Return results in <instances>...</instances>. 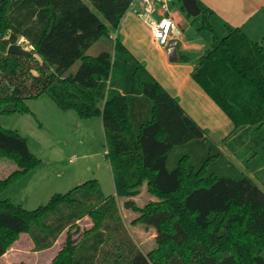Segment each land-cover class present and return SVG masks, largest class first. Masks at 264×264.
<instances>
[{
	"label": "trees",
	"instance_id": "16d2710c",
	"mask_svg": "<svg viewBox=\"0 0 264 264\" xmlns=\"http://www.w3.org/2000/svg\"><path fill=\"white\" fill-rule=\"evenodd\" d=\"M133 3L0 0V114L30 112L26 100L46 91L63 110L101 116L106 155L124 175L125 188L135 191L146 182L156 197L143 206L128 199L124 206L137 214L132 223L156 229L157 246L145 254L136 245L116 197L105 195L94 178L35 209L0 198V257L23 233L40 251L66 230L52 264H264L262 187L143 64L133 72L139 94L125 92L113 52L128 50L112 33ZM201 14V28L213 37L192 77L233 122L228 148L248 168L256 163L264 184V39H251L241 27L219 36L210 21L213 10L202 7ZM19 37L33 54L8 53ZM96 44L98 53L88 54ZM0 157L17 164L0 178V192L40 162L26 137L1 124ZM87 216L93 225L81 231L78 222Z\"/></svg>",
	"mask_w": 264,
	"mask_h": 264
},
{
	"label": "rangeland",
	"instance_id": "374dc122",
	"mask_svg": "<svg viewBox=\"0 0 264 264\" xmlns=\"http://www.w3.org/2000/svg\"><path fill=\"white\" fill-rule=\"evenodd\" d=\"M86 1L88 2V0ZM176 1L181 3V10L191 19L190 31L186 29V34H191V31L196 34L201 28L199 27L201 26L200 18L189 14L182 0ZM90 5L96 11L95 6L92 3ZM181 30L178 28L176 34L183 31ZM16 44H21L25 49L31 51L33 49L24 37H19ZM97 45L90 48L87 53L97 54ZM144 51L151 52L148 53L149 60L152 62L153 68L162 71L159 72L161 76L165 78L170 76L169 74L175 73L171 69L170 71L165 70V59L163 60L159 51L149 48L148 51L145 49ZM115 54L114 62L125 72V90L127 93H138V88L133 80V72L137 63L134 54L116 51ZM31 63L33 65L34 62ZM79 65L80 61L72 67L71 71L74 72ZM32 72L38 73L36 70ZM26 103L30 112L0 114V124L4 128L15 130L26 137L31 151L40 158V162L4 188L0 192V198H9L24 208L35 209L47 204L55 193H65L87 180L97 178L105 195L114 194L116 196L125 226L136 245L145 254L154 249L157 246L156 229L145 224L132 223L137 214L133 210L127 209L124 206V201L134 198L138 205L143 206L156 197L148 192L146 182L135 191H128L125 188L124 175L112 168L106 155L107 145L102 117L83 118L75 110H63L46 91L38 97L27 99ZM227 140L228 137L225 141L223 139L214 141L219 147L222 146L225 151H228ZM233 161L236 163L235 160ZM175 162L176 155L172 156L170 166H174ZM15 168H17V164L13 159L0 157V178L8 176ZM262 189L264 190L263 186ZM78 223L81 231L89 229L93 225L88 216ZM21 235L0 257V264H52L53 258L58 253L55 254L56 250L61 248L65 240L66 230L54 247L40 251L34 250L33 240L28 233ZM262 254L264 256V251Z\"/></svg>",
	"mask_w": 264,
	"mask_h": 264
},
{
	"label": "crops",
	"instance_id": "0c3cea01",
	"mask_svg": "<svg viewBox=\"0 0 264 264\" xmlns=\"http://www.w3.org/2000/svg\"><path fill=\"white\" fill-rule=\"evenodd\" d=\"M197 2L201 9L202 7H208L213 10L210 21L213 30L219 36L224 35L229 28L241 27L251 39L255 41L264 39V0H197ZM140 4V0H134L133 5L123 16L119 27L112 33L113 37L124 44L128 50L127 54H134V58L137 61L135 68L139 63L143 64L169 93L179 100L186 112L206 130L211 138L215 141H221L222 139L225 141L235 131L233 122L191 76L200 57L206 53L212 42L213 31L199 28L196 34L192 31L191 34H186V29L190 31L189 24L191 19L181 10V3L173 0L167 3V10L165 11L164 2L158 0L157 10L152 15V18L157 20L165 12H169L177 22V28L173 32L170 44L163 46L153 37L150 26L137 16L135 8H139ZM198 17L201 20V26L199 27H202V14L200 13ZM178 28L183 31L181 30L182 32L176 34ZM148 48L159 51L163 60L165 59V70L170 71L171 69L175 73H171L169 74L170 76L165 78L161 76L159 72L162 71L153 68L152 62L149 60L148 53L151 52L144 51V49L148 51ZM114 55H116L115 51L113 59ZM181 80L183 81L180 82ZM125 92L127 93V90ZM133 94H139V92ZM220 148L226 155L236 161L237 166L244 173L248 174L261 187H264V184L256 176L257 170H254L256 163H253V168H248L245 165V160L239 159L228 146V151H225L222 146ZM242 150V154L245 157L247 153L244 152L245 149ZM244 157L243 159H245ZM130 199L137 202L134 198ZM59 250L60 248L56 250L55 254Z\"/></svg>",
	"mask_w": 264,
	"mask_h": 264
},
{
	"label": "built area",
	"instance_id": "2783aa9c",
	"mask_svg": "<svg viewBox=\"0 0 264 264\" xmlns=\"http://www.w3.org/2000/svg\"><path fill=\"white\" fill-rule=\"evenodd\" d=\"M164 2V9L167 10V3L173 0H161ZM141 4L139 8H135L137 16L147 23L150 28L153 37L157 42L163 46L170 44L171 37L174 30L177 28V22L174 17L165 12L161 18L155 20L152 15L157 10L158 0H140ZM133 5V4H132ZM165 21H168L165 23Z\"/></svg>",
	"mask_w": 264,
	"mask_h": 264
},
{
	"label": "water",
	"instance_id": "95a60500",
	"mask_svg": "<svg viewBox=\"0 0 264 264\" xmlns=\"http://www.w3.org/2000/svg\"><path fill=\"white\" fill-rule=\"evenodd\" d=\"M184 7L187 9L189 14L198 16L202 9L199 6L197 0H182ZM9 54L18 55H31L33 54L31 50L25 49L21 44H12L8 48Z\"/></svg>",
	"mask_w": 264,
	"mask_h": 264
},
{
	"label": "clouds",
	"instance_id": "9594fccd",
	"mask_svg": "<svg viewBox=\"0 0 264 264\" xmlns=\"http://www.w3.org/2000/svg\"><path fill=\"white\" fill-rule=\"evenodd\" d=\"M168 21H165V23H167Z\"/></svg>",
	"mask_w": 264,
	"mask_h": 264
}]
</instances>
